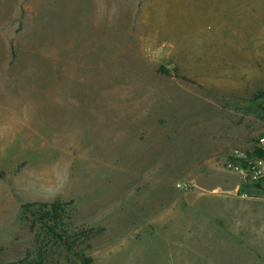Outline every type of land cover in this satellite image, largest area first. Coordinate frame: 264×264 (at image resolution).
<instances>
[{
  "label": "rangeland",
  "instance_id": "1",
  "mask_svg": "<svg viewBox=\"0 0 264 264\" xmlns=\"http://www.w3.org/2000/svg\"><path fill=\"white\" fill-rule=\"evenodd\" d=\"M261 136L264 0H0V264L56 200L46 264H264L225 165Z\"/></svg>",
  "mask_w": 264,
  "mask_h": 264
},
{
  "label": "trees",
  "instance_id": "2",
  "mask_svg": "<svg viewBox=\"0 0 264 264\" xmlns=\"http://www.w3.org/2000/svg\"><path fill=\"white\" fill-rule=\"evenodd\" d=\"M258 155V154H256ZM64 203L56 200L53 203H40L28 205L31 210V214L34 217L33 226H38V232L35 233V244L39 246L36 253V259L32 264H46V258H48L49 251L41 248L54 242L60 243L65 239L67 235V225L65 223V208ZM26 209V210H28ZM66 241V239H65ZM82 264H91L92 260L84 255L81 256Z\"/></svg>",
  "mask_w": 264,
  "mask_h": 264
},
{
  "label": "built area",
  "instance_id": "3",
  "mask_svg": "<svg viewBox=\"0 0 264 264\" xmlns=\"http://www.w3.org/2000/svg\"><path fill=\"white\" fill-rule=\"evenodd\" d=\"M225 165L237 173L243 183L264 181V136L259 137L251 149H232Z\"/></svg>",
  "mask_w": 264,
  "mask_h": 264
},
{
  "label": "crops",
  "instance_id": "4",
  "mask_svg": "<svg viewBox=\"0 0 264 264\" xmlns=\"http://www.w3.org/2000/svg\"><path fill=\"white\" fill-rule=\"evenodd\" d=\"M228 205L230 208H237L239 210L237 213L242 214L249 213L250 209H261L257 215L253 216H243L242 218L233 215V218L228 219V225L232 231L242 232L246 239L253 245L259 246L260 251H264V200H233ZM250 213L252 212L250 211ZM257 257L260 258L261 254H257Z\"/></svg>",
  "mask_w": 264,
  "mask_h": 264
}]
</instances>
